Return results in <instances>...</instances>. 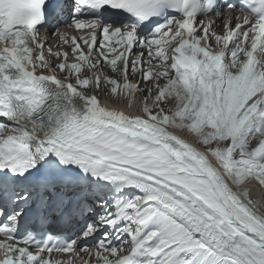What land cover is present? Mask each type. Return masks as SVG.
Returning a JSON list of instances; mask_svg holds the SVG:
<instances>
[{
    "label": "snow or ice",
    "instance_id": "1",
    "mask_svg": "<svg viewBox=\"0 0 264 264\" xmlns=\"http://www.w3.org/2000/svg\"><path fill=\"white\" fill-rule=\"evenodd\" d=\"M257 187L264 0H0V264H264Z\"/></svg>",
    "mask_w": 264,
    "mask_h": 264
},
{
    "label": "bare ground",
    "instance_id": "2",
    "mask_svg": "<svg viewBox=\"0 0 264 264\" xmlns=\"http://www.w3.org/2000/svg\"><path fill=\"white\" fill-rule=\"evenodd\" d=\"M102 100H103V99H102ZM106 100H107V99H106ZM106 100H103V102L107 103L110 107H115V106L123 107L122 105H114V104H113L114 106H112V102H111L110 100H107V101H108V102H107ZM128 111H131V110L129 109ZM263 194H264V193L260 192L259 194H256L255 196H254V194H253V196H254V197H257V196H263Z\"/></svg>",
    "mask_w": 264,
    "mask_h": 264
},
{
    "label": "rangeland",
    "instance_id": "3",
    "mask_svg": "<svg viewBox=\"0 0 264 264\" xmlns=\"http://www.w3.org/2000/svg\"><path fill=\"white\" fill-rule=\"evenodd\" d=\"M103 100H106V98L102 97ZM107 101V100H106ZM108 102V101H107ZM115 105V104H114ZM113 103H112V106H114ZM120 105L123 106V103H121Z\"/></svg>",
    "mask_w": 264,
    "mask_h": 264
}]
</instances>
